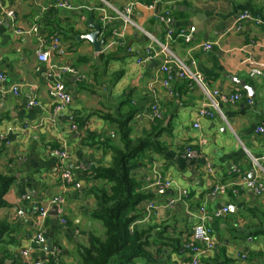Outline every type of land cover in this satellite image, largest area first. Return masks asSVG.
Returning a JSON list of instances; mask_svg holds the SVG:
<instances>
[{"label": "crops", "instance_id": "0c3cea01", "mask_svg": "<svg viewBox=\"0 0 264 264\" xmlns=\"http://www.w3.org/2000/svg\"><path fill=\"white\" fill-rule=\"evenodd\" d=\"M57 1L0 0V72L6 74L0 81V171L15 178L4 196L9 205L0 208V219L11 227L0 243L5 264H35L51 255L58 264H78L77 245H87L91 234L104 237V224L92 215L97 208L94 190L110 183L92 174L96 167L111 165V146L119 143V136L117 126L100 113L130 108L137 109L131 137L157 129L166 149L145 152L133 170L137 189L148 195L138 206L144 213L135 226H152L155 232L146 247L149 256L129 264L185 262L184 245L200 221L202 206L218 245L201 264H264V236L256 233L264 225V193L256 195L242 184L252 175L264 181V133L257 132L264 123V23L237 24L244 11L264 20V0H61L69 7ZM127 5H133L131 24L117 18L116 10ZM8 9L15 10L16 19L5 14ZM101 9L113 16L105 27ZM166 11L176 30L196 29L189 42L174 37L171 50L189 65L195 62L210 89L242 93L234 103L220 100L222 113L199 116L205 94L194 82L176 77L170 94L163 85V54L137 62L136 56L146 55L148 47L166 42L157 17ZM91 19L102 26L100 52L91 41L77 38L93 31ZM33 26L39 31H31ZM115 29L123 33L124 43L113 36ZM54 38L60 41L56 49ZM207 41L214 42L210 50L202 47ZM39 50L50 51L47 62L38 59ZM249 53L262 65L259 76L250 75L245 62ZM52 64L57 67L51 69ZM237 80L253 87L255 97ZM55 81L63 82L73 96L60 112L49 95ZM14 84L21 86L18 96L3 92ZM32 99L39 104L30 105ZM154 103L161 108L160 119L152 118ZM188 146L201 157L185 156ZM56 150H67L69 158L63 162ZM65 170L70 181L63 179ZM216 184L226 185V193L214 195ZM56 195L65 198L62 211L52 207L49 217L41 219L37 207ZM148 200L155 207L146 216ZM224 206L227 213L213 216ZM37 233L47 241L52 238L54 253L36 247L32 239Z\"/></svg>", "mask_w": 264, "mask_h": 264}, {"label": "built area", "instance_id": "2783aa9c", "mask_svg": "<svg viewBox=\"0 0 264 264\" xmlns=\"http://www.w3.org/2000/svg\"><path fill=\"white\" fill-rule=\"evenodd\" d=\"M57 3L60 6H65V7L70 6L67 2H63L61 0H58ZM151 8H155V5L154 4L151 5ZM101 11H103L101 20L105 27L113 16L105 12L104 9H101ZM132 11H133V5H127L123 10H116L117 18H121L124 21V24H131L133 23V21L130 18ZM5 14L12 20L16 19L17 17L14 9L6 10ZM157 17L164 26L166 42H156L157 43L156 48L153 46L148 47L147 54L141 57L136 56V59L138 63H145L151 60L155 56H158L160 54L164 55L165 59L161 67L162 72L165 73V78L163 79V85L170 94L173 93L171 85L176 77L180 79L188 80L190 82H194L198 86H200L204 91L205 101L203 103V106L199 110V116H212L215 111L222 113L220 109V100L229 103H234L243 97L242 93H240L239 91L235 92L234 94H228L218 89H210L205 80V76L200 71L196 70L193 67V64L195 62H192V64L189 65L171 50L169 46V42L172 41L174 37H180L185 42H189L192 34L196 30L194 27H191L189 29L176 30L173 26V19L169 11L159 13L157 14ZM247 20H254L258 24L264 23V20L262 18L254 17L249 11H244L241 14H239V16L237 17L238 27H241L242 22H245ZM31 31L36 33L39 31V27L33 26ZM113 36L117 38V41L119 43L124 41L123 33L121 31H118L116 29L113 30ZM111 44H114V42H112ZM59 46H60L59 39L54 38L52 48L56 49ZM213 46H214V42L212 41H207L202 44L204 50H210L213 48ZM128 49L129 51H132V48H128ZM152 49L155 50L152 51ZM37 55L40 61L47 62L50 57V51L39 50ZM245 62H247V64H249V66L251 67L250 70L251 76H259L263 73L262 65L257 64L253 55H251L250 53L247 55ZM50 67L51 69H53L56 68L57 66L55 64H52ZM59 69L63 71L76 73V71L70 66H60ZM5 80H6V74L0 72V81H5ZM20 87L21 86L19 84H14L8 90L5 89L3 92H10L13 95L18 96L21 92ZM49 95L52 101L54 102L55 110L58 112L66 109L73 101V96L71 91L61 81H55L49 85ZM250 103H252L251 100ZM29 104L38 105L39 103L35 99H32ZM151 112L153 119L162 118L161 108L158 103H154L151 106ZM140 117L141 114H138L136 116V118H140ZM195 126L198 127L199 124L196 123ZM76 127H77L76 124H72V128H76ZM257 132L264 133V123H260V125L257 126ZM55 155L59 157L63 162H65L69 158V153L67 150H56ZM185 156L192 159H199L201 157V153L195 150L194 148L188 146L185 148ZM79 169H82V166H79ZM208 170L211 171L212 169L209 167ZM63 179L66 181H70L72 179L69 170H65L63 172ZM161 184L162 182L160 181L156 182V185H161ZM170 184L171 182H165L166 186ZM242 184L244 185V187L252 190L256 195H262L264 193V181H259L255 178L251 179L246 176L243 178ZM226 191H227L226 185L216 184L212 190V193L214 195H218V194H225ZM64 203H65V198L62 195H56L50 198L46 203L40 204L37 207V209L39 211V215L41 219L45 220L49 217L50 209L52 207L57 208L58 211H62ZM170 203L173 204L174 200H171ZM154 207L155 204H153V202H150V200H148L146 206V212H147L146 216H148V213H150V211ZM228 211L229 208L227 206H224L221 210L214 211L213 216L219 217L221 216L222 213H227ZM200 213H201L200 221L194 225L192 234L184 245L188 253L187 260L181 264H201V258L204 255L208 254V252L215 250L218 245L217 239L215 238L212 230L210 229V227H208L205 224V220L207 218V209L205 206H202L200 208ZM146 216H144V219ZM62 221L66 222L65 219H62ZM32 242L36 245V247H39L41 250L44 251L47 250L46 249L47 238L44 234L37 233L33 237ZM51 252H53V249ZM24 254L27 255L28 252L24 251ZM48 258L49 257H45L43 259L40 258L35 262V264H45Z\"/></svg>", "mask_w": 264, "mask_h": 264}, {"label": "trees", "instance_id": "16d2710c", "mask_svg": "<svg viewBox=\"0 0 264 264\" xmlns=\"http://www.w3.org/2000/svg\"><path fill=\"white\" fill-rule=\"evenodd\" d=\"M136 113L137 109L134 108L119 113H100L117 126L119 143L111 146V165L93 169V178L105 179L110 183L109 187L94 190L97 208L92 213L94 218L102 221L106 231L104 237L91 234L87 245H77L78 264H129L136 257L149 256L146 247L150 245L155 231L152 226L145 229L135 226L144 213L138 206L148 195L137 189L133 170L142 154L148 151L162 152L166 146L160 140L161 132L157 129L137 139L131 137L130 124ZM2 153L3 148L0 147V156ZM14 180L13 175L0 171V208L9 205L4 196ZM10 229V224L0 219V243L4 242ZM256 233L264 236V225ZM6 259V253L0 254V264H5ZM45 264H58V261L51 255Z\"/></svg>", "mask_w": 264, "mask_h": 264}, {"label": "water", "instance_id": "95a60500", "mask_svg": "<svg viewBox=\"0 0 264 264\" xmlns=\"http://www.w3.org/2000/svg\"><path fill=\"white\" fill-rule=\"evenodd\" d=\"M89 25L93 28V31L90 32L89 34H85V35H80L77 38L81 39V40H89L91 41V43L93 44L95 50L97 52H100L102 49V45L105 43V37L101 36L102 34V26L100 24H96L93 23V20L91 19L89 21ZM238 83H240L241 85H243L249 92V95L251 97H255L254 94V88L250 87L249 85H247V83L243 80H237ZM251 179H254V176L252 175ZM52 215H57V211L56 210H52L51 212ZM47 250L49 252L52 251V238H48L47 241Z\"/></svg>", "mask_w": 264, "mask_h": 264}]
</instances>
